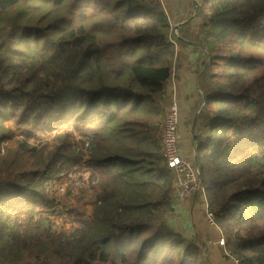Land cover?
<instances>
[{
	"label": "trees",
	"instance_id": "trees-1",
	"mask_svg": "<svg viewBox=\"0 0 264 264\" xmlns=\"http://www.w3.org/2000/svg\"><path fill=\"white\" fill-rule=\"evenodd\" d=\"M199 3L175 36L159 0H0V264H212L168 221V84L188 46L226 257L264 264V0ZM79 164L96 202L64 229L48 182Z\"/></svg>",
	"mask_w": 264,
	"mask_h": 264
},
{
	"label": "crops",
	"instance_id": "crops-1",
	"mask_svg": "<svg viewBox=\"0 0 264 264\" xmlns=\"http://www.w3.org/2000/svg\"><path fill=\"white\" fill-rule=\"evenodd\" d=\"M192 1L194 3L193 12H195L197 6L200 4L199 0H166L165 8L174 28L180 27L184 23L185 18L189 14ZM185 53L188 55V58L184 59L181 56L175 63L174 72L168 84V95H170L171 99L174 94L177 96L180 109L179 138L182 153L189 159L195 161L196 142L194 140L192 120L200 109L202 101L196 74V70L198 69L196 66L198 53L193 52L189 46L186 48ZM182 54L184 55L183 50ZM171 82L172 87H170ZM174 85H177V89ZM175 202L174 209L171 215L169 214L168 216V221L174 229L187 236L198 235L208 246L212 241L215 245L224 236L219 232V228L216 229L210 226L206 219H204L205 205L201 197L193 195L190 198L179 201L175 196ZM200 204L203 206L204 218L202 219L204 220L199 219ZM189 212L193 214L192 217L188 215ZM234 262L236 264L235 260Z\"/></svg>",
	"mask_w": 264,
	"mask_h": 264
},
{
	"label": "rangeland",
	"instance_id": "rangeland-1",
	"mask_svg": "<svg viewBox=\"0 0 264 264\" xmlns=\"http://www.w3.org/2000/svg\"><path fill=\"white\" fill-rule=\"evenodd\" d=\"M160 2L164 6L166 0H160ZM170 87H172V82ZM174 87L177 89V85H174ZM22 138L23 136L18 133L15 136V139L5 142L3 147L7 145H14L16 140H20ZM47 139L48 137L43 140L47 141ZM83 168L82 165L79 164L69 174L61 173L57 177H53L54 179L48 182V191L58 202L57 212L52 216L56 219L61 228L70 229L78 223L79 218H85L90 215L95 206L96 197L94 192H91L89 189V171L86 169L84 170ZM199 211V219L204 218L202 204H200ZM188 215L191 217L193 216L191 212H189ZM215 228H219V232L223 234L221 227ZM219 241L215 245L212 243L213 241L209 243V246L207 245L212 264H235L233 258L226 257L229 254L228 249L226 248V243L225 245H221L219 244Z\"/></svg>",
	"mask_w": 264,
	"mask_h": 264
},
{
	"label": "built area",
	"instance_id": "built-area-1",
	"mask_svg": "<svg viewBox=\"0 0 264 264\" xmlns=\"http://www.w3.org/2000/svg\"><path fill=\"white\" fill-rule=\"evenodd\" d=\"M160 1V0H159ZM173 34L178 36V27L173 28ZM176 44L175 39L170 37ZM180 109L174 94L172 103L167 109L165 125L163 130L164 156L169 168L176 175L174 183V193L179 201L192 197L200 193L205 205V219L210 226L219 227L216 214L210 208L208 192L201 181V169L192 160L186 157L181 150L180 138ZM219 244L224 245L225 240L222 237ZM236 264L238 262L236 261Z\"/></svg>",
	"mask_w": 264,
	"mask_h": 264
}]
</instances>
